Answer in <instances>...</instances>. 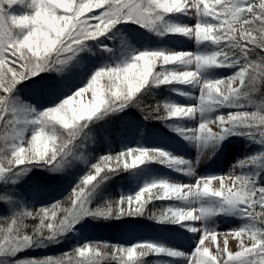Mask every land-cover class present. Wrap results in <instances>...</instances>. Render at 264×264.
I'll return each mask as SVG.
<instances>
[{"label":"snow or ice","instance_id":"1","mask_svg":"<svg viewBox=\"0 0 264 264\" xmlns=\"http://www.w3.org/2000/svg\"><path fill=\"white\" fill-rule=\"evenodd\" d=\"M17 3L27 10L10 14ZM177 38L195 50H175ZM162 88L195 103L160 99ZM150 121L195 158L176 154ZM113 126L120 150L92 157L97 128ZM137 132L153 145L132 146ZM232 137L258 150L236 156L226 175H199ZM122 173L133 183L114 198L108 182ZM37 189L53 193L39 207ZM0 207V264H264V0H0ZM139 218L198 240L184 251L166 242L174 236L140 239ZM218 218L237 224L222 241ZM98 226L120 235L84 236Z\"/></svg>","mask_w":264,"mask_h":264},{"label":"rangeland","instance_id":"2","mask_svg":"<svg viewBox=\"0 0 264 264\" xmlns=\"http://www.w3.org/2000/svg\"><path fill=\"white\" fill-rule=\"evenodd\" d=\"M11 10H12V12H11ZM26 10L27 9L25 8V6H23L19 3L13 5L10 9H8L10 14H22ZM177 39L183 41V43H181V44H185L184 38H177ZM181 44H178L176 47H179ZM178 49H180V48H178ZM83 62H86V61H85V59L82 58V63ZM49 75L56 76L58 74L53 73V74H49ZM180 87H183V86H180ZM166 97H172L180 103H185V104L195 103V101L188 100L186 98L179 97L176 94L170 93L166 89H163V88L160 89L158 92V98L164 99ZM257 98L259 99V97H257ZM130 111L133 115L139 117V113L136 111V109H132ZM188 124L191 127H195L197 122L192 121V122H188ZM144 126L147 129L153 131L154 134L167 138L170 145H173V144L176 145V148L178 149L176 154L184 155L186 158H190V159L195 158L196 152H195L194 148H191L189 146H186L184 143L179 142V138L174 137L173 134L169 133L168 130L160 122L150 121V122H146V124ZM97 131H101L102 138L98 139L96 142L89 141V153L91 154L92 157H93L95 151L98 154V150L102 151V149L107 150V149H113V148H118L120 150L121 142H120V139L118 138V131H117V128L115 126L109 128L107 131H102L100 128H97ZM90 136H96V132L95 131L91 132ZM128 139H129V143L132 146H135L137 141H141L145 144H148L149 146H152L154 143L152 140H150L147 137H141L138 132L134 136H130ZM225 143L227 145L226 154H218V157L215 158L208 165L207 169L205 168V164H200V166L197 168V173L199 175L205 174L206 171H214L216 173L223 172L226 175L229 171L228 164H231L233 162V160L236 158V156L240 155L242 152H245V151L246 152H254V151L258 150V147H259L257 145H251V146H248L247 148H245L246 142H244L242 139L236 138V137H232L230 139V141H226ZM109 144L111 146L110 148H109ZM205 160H207L206 157L204 158V160L202 162H204ZM151 167L155 170V172L157 174L169 175L174 181H178V182H182V183H191L193 180V178H192V179H188L186 181H182V178L178 176L179 174L170 172L168 169H166L165 167L160 166V165H152ZM83 169H84V165L81 164L80 162H76L73 166L72 171H73L74 175H76L77 171H81ZM36 174H39V170H33V172L29 173L28 176H26L24 178V181H22V184H25V186H31L30 178ZM44 175H47V174L45 173ZM132 183L133 182L131 181L129 175L127 173H122L119 176L113 178L110 182H108L107 192L108 193L109 192H114V193L116 192V193H118V196H119L121 190L123 189L125 192H127L129 190L130 184H132ZM225 183L227 184L228 181L226 180ZM68 184L69 183L67 181L61 182V186L63 188L67 187ZM213 187L218 188L219 182H213ZM36 193H37V200L38 199L39 200H47L51 195H53L51 190H43V189H37ZM30 203H32V202L30 201ZM168 203H170V202H167V201L159 202L158 201L157 206H160L161 204L166 205ZM171 203H178V202H171ZM2 209L3 208L0 207V210H2ZM118 223L119 222H117V225H118ZM217 223L225 225V229L219 231V234L222 235V237L220 238L221 241L223 239L225 232L228 229L237 226L235 221H231L230 218L229 219L218 218ZM131 225L138 228L139 232L141 233V236L138 237L140 239L149 238V237L157 238V237H160L162 235L174 236L175 240H169L166 242L169 243L171 246H179L181 248V250H184V251H190L192 249L191 245L194 244V240H198V236L193 237L192 234H187V236H175V233H164V232H162V228H164L165 226H157L154 224V222L149 221V220L144 219V218H139L135 221H131ZM195 226H199V223H195ZM167 227H174V226H167ZM101 233L111 234V235L117 236V237H119V235H120L117 226H98V227H90V228L86 229L84 232V236L89 238V236L99 235ZM189 237H191V239ZM235 243L236 242L231 240V238H230V246L233 248V250H235ZM245 243H247V240H245ZM160 258L161 259H167L166 257H160ZM153 259H154V257H149L148 258V264H151Z\"/></svg>","mask_w":264,"mask_h":264},{"label":"trees","instance_id":"3","mask_svg":"<svg viewBox=\"0 0 264 264\" xmlns=\"http://www.w3.org/2000/svg\"><path fill=\"white\" fill-rule=\"evenodd\" d=\"M11 12H12V10H11ZM99 128V127H98ZM101 129V128H100ZM117 147V146H116ZM109 150H111V152L112 153H115V152H117V151H119V149L118 148H113V149H102V151H99L98 150V154H97V152L95 151L94 152V155H93V157H97V156H99V155H102V154H108V152H109ZM92 162H95V159H93V161ZM85 169H83V170H81V171H77V173H76V175H80V174H82L83 173V171H84ZM70 187V184H68L67 185V187H65V188H69ZM109 194L111 195V196H113L114 198H118V193H114V192H109ZM57 198H60L59 196H57ZM41 201H47V200H37V204H35V206L36 207H39L40 205L38 204L39 202H41ZM0 214H3V209L2 210H0ZM117 238V236H113V235H111V234H103V233H101V234H99V235H94V236H89V238L88 239H101V240H103V239H116ZM69 245H64V246H59V245H57L54 249H49V250H38V252L37 253H26L27 255H31V254H36V255H47V254H55V253H58V252H60V251H63L64 249H66L67 247H68Z\"/></svg>","mask_w":264,"mask_h":264},{"label":"bare ground","instance_id":"4","mask_svg":"<svg viewBox=\"0 0 264 264\" xmlns=\"http://www.w3.org/2000/svg\"><path fill=\"white\" fill-rule=\"evenodd\" d=\"M185 41V44H181L179 47H176L175 50H195V44L193 41H190V40H184ZM180 48V49H178ZM198 94V92H197ZM194 101V100H192ZM192 122V121H191ZM203 161V160H202ZM207 160H205L204 162H201V164H205ZM179 177L182 178V181H186L188 179H192V178H189V177H186V176H182V175H178ZM195 180L193 179L191 183H195L194 182ZM195 223H199V222H195ZM225 229V225L223 224H218V232L220 230H224ZM223 234V233H222ZM222 237V235L220 234V238ZM191 247L193 248L194 247V244L191 245Z\"/></svg>","mask_w":264,"mask_h":264}]
</instances>
